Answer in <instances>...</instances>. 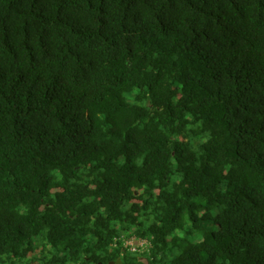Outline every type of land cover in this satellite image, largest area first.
Instances as JSON below:
<instances>
[{
    "label": "trees",
    "instance_id": "trees-1",
    "mask_svg": "<svg viewBox=\"0 0 264 264\" xmlns=\"http://www.w3.org/2000/svg\"><path fill=\"white\" fill-rule=\"evenodd\" d=\"M111 263L264 264V0H0V264Z\"/></svg>",
    "mask_w": 264,
    "mask_h": 264
},
{
    "label": "built area",
    "instance_id": "built-area-1",
    "mask_svg": "<svg viewBox=\"0 0 264 264\" xmlns=\"http://www.w3.org/2000/svg\"><path fill=\"white\" fill-rule=\"evenodd\" d=\"M125 247L131 252L137 253L147 250L149 247V242L147 240L132 238L125 242Z\"/></svg>",
    "mask_w": 264,
    "mask_h": 264
},
{
    "label": "rangeland",
    "instance_id": "rangeland-1",
    "mask_svg": "<svg viewBox=\"0 0 264 264\" xmlns=\"http://www.w3.org/2000/svg\"><path fill=\"white\" fill-rule=\"evenodd\" d=\"M208 228L211 229V230L216 229L215 225H213V224H209V225H208ZM179 251H180L179 249H176V250L170 252V253L168 254V256H167L165 262H166V263H170V262H171V261H172V260L178 255Z\"/></svg>",
    "mask_w": 264,
    "mask_h": 264
},
{
    "label": "water",
    "instance_id": "water-1",
    "mask_svg": "<svg viewBox=\"0 0 264 264\" xmlns=\"http://www.w3.org/2000/svg\"><path fill=\"white\" fill-rule=\"evenodd\" d=\"M120 262V261H119ZM111 264H114V263H111Z\"/></svg>",
    "mask_w": 264,
    "mask_h": 264
}]
</instances>
